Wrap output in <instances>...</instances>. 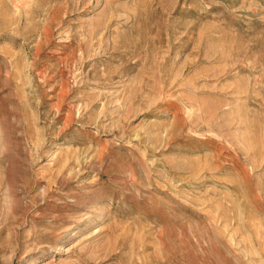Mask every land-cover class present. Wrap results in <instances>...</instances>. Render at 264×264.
<instances>
[{"label":"rangeland","instance_id":"obj_1","mask_svg":"<svg viewBox=\"0 0 264 264\" xmlns=\"http://www.w3.org/2000/svg\"><path fill=\"white\" fill-rule=\"evenodd\" d=\"M0 264H264V0H0Z\"/></svg>","mask_w":264,"mask_h":264}]
</instances>
